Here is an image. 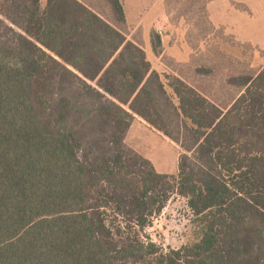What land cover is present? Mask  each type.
<instances>
[{"label":"trees","instance_id":"obj_1","mask_svg":"<svg viewBox=\"0 0 264 264\" xmlns=\"http://www.w3.org/2000/svg\"><path fill=\"white\" fill-rule=\"evenodd\" d=\"M230 84L223 110L78 0H0V264H264V67ZM136 117L176 176L127 147ZM174 195L198 238L164 250L147 231Z\"/></svg>","mask_w":264,"mask_h":264},{"label":"rangeland","instance_id":"obj_2","mask_svg":"<svg viewBox=\"0 0 264 264\" xmlns=\"http://www.w3.org/2000/svg\"><path fill=\"white\" fill-rule=\"evenodd\" d=\"M109 25L141 47L162 81L178 78L225 110L240 95L235 78L264 67V0H120L126 24L117 22L106 0H84ZM161 54L152 48V34ZM128 148L161 174L176 176L180 148L152 127L127 134ZM164 250L193 244L198 229L185 199L174 195L147 231Z\"/></svg>","mask_w":264,"mask_h":264},{"label":"crops","instance_id":"obj_3","mask_svg":"<svg viewBox=\"0 0 264 264\" xmlns=\"http://www.w3.org/2000/svg\"><path fill=\"white\" fill-rule=\"evenodd\" d=\"M44 1V0H43ZM78 1H80L82 4H84L87 8H89L90 10H92L94 13H96L95 12V10H93V8L91 7V5L89 4V3H87V2H85L84 0H78ZM97 14V13H96ZM146 53V52H145ZM147 55V54H146ZM147 59H148V57H147ZM149 61V60H148ZM152 65V64H151ZM152 69L154 70V71H156L153 67H152ZM157 72V71H156ZM158 73V72H157ZM159 74V73H158ZM160 75V74H159ZM134 126H139V127H149V125L145 122V121H143L142 119H140V118H138V117H136L135 118V120H134V122L132 123V125H131V127H130V129H129V131H128V133L134 128ZM127 133V134H128ZM127 137V136H126Z\"/></svg>","mask_w":264,"mask_h":264}]
</instances>
